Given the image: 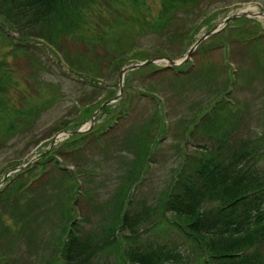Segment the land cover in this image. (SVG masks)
Segmentation results:
<instances>
[{
  "label": "rangeland",
  "instance_id": "374dc122",
  "mask_svg": "<svg viewBox=\"0 0 264 264\" xmlns=\"http://www.w3.org/2000/svg\"><path fill=\"white\" fill-rule=\"evenodd\" d=\"M163 3L99 0L83 16L85 29L56 38L52 46L23 41L14 31L9 39L0 37V264L19 252L25 254L17 264H47L49 258L66 264L57 252L74 222L81 225L82 240H89L79 264H126L119 251L102 252L97 244L112 222L117 225V205L124 210L130 205L131 215L147 212L143 228L151 224L154 231L142 233L144 243L159 237L183 250L188 245L177 224L155 229L161 219L153 211L174 195L187 158L217 155L209 153L215 152L205 135L210 129L217 131V138L210 135L213 141L225 137V148L245 151L247 169L264 175V17L231 22L205 39L185 64L160 61L127 73L123 88L119 82L125 66L155 57L183 61L230 15L250 6L252 13L264 12V0L205 3L204 19L201 13L189 21L197 31L188 40L186 34L172 40L156 33ZM67 58H81L89 71L75 77ZM90 84L101 90L91 92ZM101 92L106 96L100 98ZM118 96L89 131L72 134L90 128V107L99 109ZM40 160L43 165L34 168ZM20 173L12 189L10 179ZM219 201L207 198L203 209ZM162 215L163 225L174 219L183 224L169 210Z\"/></svg>",
  "mask_w": 264,
  "mask_h": 264
},
{
  "label": "trees",
  "instance_id": "16d2710c",
  "mask_svg": "<svg viewBox=\"0 0 264 264\" xmlns=\"http://www.w3.org/2000/svg\"><path fill=\"white\" fill-rule=\"evenodd\" d=\"M98 1L0 0V37L9 39L12 37L9 33L14 31L23 41L45 42L52 46L56 44V38H69L76 31L82 30L83 16ZM218 1L220 0H164L165 14L155 22L154 29L158 35L169 34L172 40L180 39L184 34L187 36L185 40H188V37L193 39L192 35L197 31V27L195 23H189L191 17L201 13L199 17L206 16V12H202L200 7L207 2ZM242 1L248 3L253 0ZM219 8L213 7L210 15H216ZM25 45L29 47V44ZM76 59L77 61L67 58L64 61L71 73L79 78L81 75L85 76L84 72L89 70L83 68L79 60L81 58ZM51 66L54 67V64ZM55 67L60 69L59 65ZM86 89L91 92L101 90L96 84H90ZM105 92H101L103 95L101 94L100 98L106 96ZM97 109L90 107L88 115L92 116ZM208 119L209 117L206 120ZM216 132L210 129L205 135L212 142L211 147L215 148V152L209 151L210 155H217L199 159L187 158L183 172L177 174L179 183L174 195L167 202H163L161 209L153 211L154 218L161 219L155 229L160 226L173 229L170 224L173 227L177 224L187 241L184 245L188 246L182 250L181 246L167 244L163 239L159 240V237L151 243H144L142 233L154 231L151 224L143 228L147 212H138L136 215L133 212L131 215L130 205L127 211L117 205V225L112 222V226L104 234V241L97 242L102 244V252L109 248L119 251L126 264H264V175L247 169L244 165L245 151L240 153L237 147L225 148V137L221 136L213 141L210 135L217 138ZM73 138L71 137L70 141ZM213 142L216 144L213 145ZM198 148L202 150L200 145ZM202 152L206 153L204 150ZM41 160L34 164V168L43 165ZM31 168L24 172L29 173ZM21 176L20 173L10 179L9 186H13L12 189L22 180ZM2 193L4 192H1L0 196ZM207 198L213 201L218 199L220 204L204 210ZM167 210L177 219L182 218L183 224L174 219L175 222L169 221L167 226L163 225L165 215L162 214ZM3 213L5 211L2 209ZM74 223L62 238L59 253L57 252L60 262L66 264H79L78 256L87 249L89 243V240H82L84 237L80 234L81 225ZM48 248L47 246L46 250L50 252ZM187 253H191L194 259ZM24 254L25 252H19L16 257L5 256L4 264H17L15 259L23 258ZM25 258L29 259V256ZM51 260L52 258L47 259V264H52Z\"/></svg>",
  "mask_w": 264,
  "mask_h": 264
},
{
  "label": "water",
  "instance_id": "95a60500",
  "mask_svg": "<svg viewBox=\"0 0 264 264\" xmlns=\"http://www.w3.org/2000/svg\"><path fill=\"white\" fill-rule=\"evenodd\" d=\"M257 17H264V12H261V13H251L249 11H246V10H243L241 12H238V13H235L233 15H230L229 17H227L223 22V26H221L220 29H217V28H214L212 29L211 31H209L206 35H204L203 37H201L195 44L193 47H191L187 53H186V56L184 58L183 61H175V60H172L170 58H166V57H155V58H152V59H149L147 60L146 62H140L139 64H135V65H129V66H125L122 70H121V73H120V76H119V82H120V86L121 88H123V85H124V79H125V76L127 73L131 72V71H134L136 69H139L143 66H149V65H153V64H156L157 62H160V61H164V62H167L169 64V66H172V67H177L181 64H185L187 63L190 58L192 57V54L193 52L195 51V49L207 38L211 37L212 35L216 34L217 32H219L220 30H222L224 27H226L228 24H230L231 22L239 19V18H257ZM120 97L118 96L117 98L111 100V101H108L106 103H104L95 113L94 115L92 116L91 120H90V128L87 129V130H79V131H76V132H72V134H78V133H82V132H87L89 131L93 125L95 124L96 122V119L97 117L99 116L100 112L106 107L108 106L109 104H111L112 102H115L117 100H119ZM59 136V135H58ZM56 139H54V141H52L51 145L50 146H53L54 145V142H55ZM30 164V163H29ZM18 169H16L17 171ZM4 182V181H2ZM1 184V183H0ZM3 184V183H2Z\"/></svg>",
  "mask_w": 264,
  "mask_h": 264
},
{
  "label": "bare ground",
  "instance_id": "6f19581e",
  "mask_svg": "<svg viewBox=\"0 0 264 264\" xmlns=\"http://www.w3.org/2000/svg\"><path fill=\"white\" fill-rule=\"evenodd\" d=\"M255 10V8L254 7H249V9H248V11L250 12L251 11V13H252V11H254ZM247 11V10H246Z\"/></svg>",
  "mask_w": 264,
  "mask_h": 264
}]
</instances>
